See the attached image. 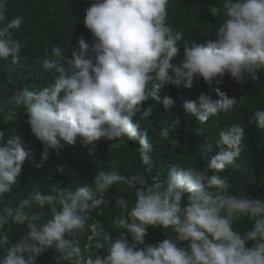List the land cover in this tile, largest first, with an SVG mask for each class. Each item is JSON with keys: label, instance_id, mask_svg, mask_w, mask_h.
Here are the masks:
<instances>
[{"label": "clouds", "instance_id": "obj_1", "mask_svg": "<svg viewBox=\"0 0 264 264\" xmlns=\"http://www.w3.org/2000/svg\"><path fill=\"white\" fill-rule=\"evenodd\" d=\"M20 2L0 0V59L11 58L10 65L19 62L23 44L14 33L24 24V17L33 14L45 21L56 0H35L18 10ZM169 2L90 0L80 20L89 30H85L87 39H77L71 58L57 46L51 55L38 60L45 71L56 74L51 86L38 89L0 73L10 92L7 100L0 101L3 120L16 119L18 108L20 114L25 110L32 135L44 146L43 160L49 149L59 155L61 141L72 146L79 143L94 154L101 140L110 141L115 149L125 140L139 138L141 161L150 167L153 144L147 131H138L139 120L153 111L151 105L142 107L146 101H156L169 112L173 99H161L168 85L191 89L199 77L211 87L213 82L219 85L225 74L245 84L249 79L259 80L264 70V0H223L226 19L215 37L185 43L179 62L174 61L181 55L179 42L184 33L168 24ZM217 11L211 7L213 14ZM212 91L217 99L201 93L197 101L183 102L185 112L200 124L220 114L230 115L245 102L244 97H229L219 87ZM252 122L264 129V110H257ZM175 127L161 128L160 136L169 139ZM219 137L223 147L202 170L173 166L164 180L154 177L145 190H136L127 217L114 221L124 234L114 242L108 234L96 245L99 249L106 246L104 258L97 254L85 257L78 236L91 210L104 203L97 196L125 181L119 169L107 174L101 171L92 184L74 191L52 187L50 194H44L34 189L18 205L0 207V264H36L49 249L59 254V260L73 264H264V198L230 195L229 178L222 175L225 169L238 167L244 128L232 124ZM30 156L19 135L14 133L5 141L0 132V197L18 183L22 165ZM139 183L147 184L142 179ZM116 203L127 207L123 199ZM45 207L51 213L46 220L37 211ZM241 218L251 222L243 233L233 227ZM10 223L26 226L15 244L6 235ZM148 227L171 229L181 243L166 238L155 246L139 248L145 244Z\"/></svg>", "mask_w": 264, "mask_h": 264}, {"label": "trees", "instance_id": "obj_2", "mask_svg": "<svg viewBox=\"0 0 264 264\" xmlns=\"http://www.w3.org/2000/svg\"><path fill=\"white\" fill-rule=\"evenodd\" d=\"M34 1L21 0L17 9L30 6ZM89 6L90 0H56L45 21L33 14L24 17V24L14 33L15 39L23 44L19 62L10 65L8 63L11 58L0 59V73L21 84H35L38 89L51 86L56 74L53 71H45L38 60L42 61L45 55H51V49L57 46L63 50L65 57L71 58L77 39L81 36L87 39L86 31L89 30L83 28L80 20H84ZM213 6L218 9L215 14L211 12ZM167 11L168 24L175 31L184 33L183 40L179 42L181 55L174 62L182 59L185 43L193 44L213 39L218 27L226 19L223 0H170ZM260 77L257 81L249 79L247 83L240 84L225 74L219 85L213 82L211 87L199 77L194 80L191 89L168 85L161 91V99L164 96L173 99L174 106L169 112L156 101H146L142 107L151 105V116L143 120H139L137 116L133 118V122L139 120L138 131H147L153 144L150 167L141 161L139 138L125 140L115 149L110 147V141L101 140L97 142L94 154H89L88 149L79 143L72 146L61 141L63 147L59 150V155L49 149L47 160H43L44 146L32 135L26 122V111L23 110L20 114L21 108H18L17 118L12 121H4L0 114V132L4 134L5 141L11 139L15 133L20 136L25 150L31 153L22 165L21 174L17 177L18 183L10 193L0 197V207L18 205L34 189L44 194H50L52 187L74 191L77 187L92 184L95 175L101 171L107 174L111 169H119V174L125 176V181L113 185L103 196H97L104 203L91 210L85 230L78 236L85 257L97 254L104 258L107 255L106 246L99 249L96 245L102 244L108 234L113 242L124 234V230L118 228L114 221L127 217L135 204L136 190H145L143 187L151 185L154 177L164 180L173 166H196L198 170H202L223 147L220 144L219 132L232 124H241L245 137L242 141L243 151L236 161L238 167H229L222 173L229 178V194L264 198V129H258L252 122L254 113L264 110V70L261 71ZM215 87H219L229 97L238 100L244 97L245 102L237 105L230 115L220 114L210 118L207 123L200 124L195 117L185 112L183 102L197 101L201 93L210 94L213 99H217L212 91ZM9 97L7 82L0 76V101ZM169 124L176 127L169 133V139L165 140L160 136V130ZM140 179L147 184L141 185ZM120 199L125 200L126 208L116 203ZM37 211L41 213L42 219L51 218L47 207ZM6 227L11 229L6 231L11 244H15L21 238V232L26 230V226L12 223ZM233 227L243 233L251 227V222L241 218L234 221ZM166 238L176 241V234L171 229L148 227L145 244L138 247L155 246ZM2 254L0 251V255ZM59 258L58 253L49 249L37 259L36 264H73L71 260L64 261Z\"/></svg>", "mask_w": 264, "mask_h": 264}, {"label": "bare ground", "instance_id": "obj_3", "mask_svg": "<svg viewBox=\"0 0 264 264\" xmlns=\"http://www.w3.org/2000/svg\"><path fill=\"white\" fill-rule=\"evenodd\" d=\"M68 36V35H67ZM69 41V40H68Z\"/></svg>", "mask_w": 264, "mask_h": 264}]
</instances>
